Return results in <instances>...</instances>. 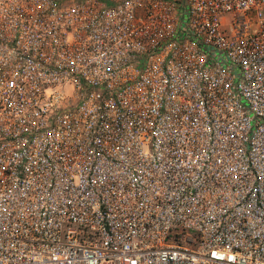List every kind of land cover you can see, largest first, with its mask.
I'll return each mask as SVG.
<instances>
[{"label": "built area", "instance_id": "obj_1", "mask_svg": "<svg viewBox=\"0 0 264 264\" xmlns=\"http://www.w3.org/2000/svg\"><path fill=\"white\" fill-rule=\"evenodd\" d=\"M0 264H264V0H0Z\"/></svg>", "mask_w": 264, "mask_h": 264}]
</instances>
